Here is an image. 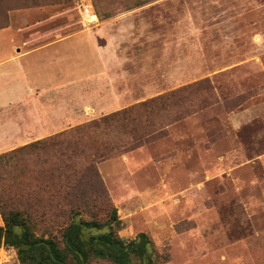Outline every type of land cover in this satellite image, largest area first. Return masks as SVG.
I'll use <instances>...</instances> for the list:
<instances>
[{
    "label": "rangeland",
    "instance_id": "obj_1",
    "mask_svg": "<svg viewBox=\"0 0 264 264\" xmlns=\"http://www.w3.org/2000/svg\"><path fill=\"white\" fill-rule=\"evenodd\" d=\"M0 23L63 41L83 98L69 72L60 105L87 117L0 154L5 212L38 210L32 234L63 248L76 218L111 232L114 208L116 238L150 244L127 264H264V0H0ZM100 185L69 214L66 194ZM86 264L116 263L88 250Z\"/></svg>",
    "mask_w": 264,
    "mask_h": 264
},
{
    "label": "crops",
    "instance_id": "obj_2",
    "mask_svg": "<svg viewBox=\"0 0 264 264\" xmlns=\"http://www.w3.org/2000/svg\"><path fill=\"white\" fill-rule=\"evenodd\" d=\"M3 31L7 32L4 36ZM19 31L12 26L0 29V143L7 144L0 145V154L21 143L51 136L62 127L78 125L87 118L75 106L60 105L67 103L68 94L61 87L69 72L75 85L69 93L71 103H82L83 98L82 91L77 89L83 79L77 77V71L82 66L76 60L72 63L67 60L62 52L63 41L47 38L30 44L41 33L23 41ZM109 60L108 55V63ZM114 105L108 100L101 109L105 111L103 114L114 109ZM95 110L94 116L100 111L98 107ZM3 226L0 215V227ZM0 264H21L14 247H0Z\"/></svg>",
    "mask_w": 264,
    "mask_h": 264
},
{
    "label": "trees",
    "instance_id": "obj_3",
    "mask_svg": "<svg viewBox=\"0 0 264 264\" xmlns=\"http://www.w3.org/2000/svg\"><path fill=\"white\" fill-rule=\"evenodd\" d=\"M10 9L11 8L7 7L6 11L8 12ZM6 27H8V24L3 25L0 23V29ZM130 112L131 111L129 109L123 110L109 117H105L101 121L106 122L108 119H112L118 115L123 117ZM11 154L12 153H8L7 155L0 156V162L4 158L11 156ZM90 169L93 171V166H90ZM92 173L97 178V173L95 170ZM86 185L89 186V183H86ZM74 190V193L66 194L64 200L67 202L66 204L69 208V214L75 216L80 215L81 213V203H84L85 201L87 204L89 202L93 204L97 196H105L101 185L97 188L92 187V191L89 196L86 194V192L78 191L76 189ZM51 207L53 206L46 208V211L43 210L40 213V217H44L46 213L50 214L49 211ZM37 211L38 210H35L31 206H26L24 209L7 213L5 212L2 199L0 197V215L4 224L3 227H0V247H14L15 245H18L16 251L18 260L21 264H33L30 262V260L34 261L38 254L42 255V260H44L46 264H69L67 261V254H69L74 259L73 264H86L88 250L93 251L99 258L109 259L116 264H127L129 262L128 257L130 253L136 252L141 256L146 252L145 245L148 241L144 234H140L138 236V243L134 240L128 245H124L119 238H116V235L112 229V225H119L120 222L116 218V210L114 208L111 209L112 219L106 222V225L110 227L111 232L107 234H101L97 237H91L89 241H86L81 234L82 225H85L86 227H95L96 229L103 228V225L101 226L96 221H81L80 224H75V222H72L62 232L63 248H60L52 239H41L34 237L30 230V223H32V215L36 214ZM14 226H18L23 230L20 237L13 233ZM24 244L29 245L30 248L28 250L20 249L19 246Z\"/></svg>",
    "mask_w": 264,
    "mask_h": 264
},
{
    "label": "water",
    "instance_id": "obj_4",
    "mask_svg": "<svg viewBox=\"0 0 264 264\" xmlns=\"http://www.w3.org/2000/svg\"><path fill=\"white\" fill-rule=\"evenodd\" d=\"M75 224H79V219H78V218H76V220H75ZM14 231H17V232H19L18 234H20L21 229H20L19 227L16 226V227H14ZM86 231L89 232L90 237H91V236H94V237H95V236H99V235L104 234L105 232H107V230H106L105 228H104V229H96V228H94V227H92V228H85V227H84V228H82V230H81V234H83V233L86 232ZM5 234H6V233H5ZM19 237H20V236H19ZM84 240L87 241V238H84ZM136 242H137V243L139 242V238L136 240ZM14 248H18V245H15ZM19 248L22 249V250H28V249L30 248V246L24 244V245H20ZM145 249H146V252H147V253L150 252V244H149V243H146V245H145ZM143 261H144V263H146V258H144Z\"/></svg>",
    "mask_w": 264,
    "mask_h": 264
}]
</instances>
